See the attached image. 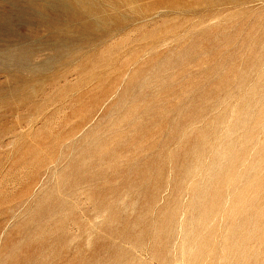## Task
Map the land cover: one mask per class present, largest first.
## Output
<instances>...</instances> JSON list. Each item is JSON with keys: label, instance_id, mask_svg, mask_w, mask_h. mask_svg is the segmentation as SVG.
I'll use <instances>...</instances> for the list:
<instances>
[{"label": "rangeland", "instance_id": "rangeland-1", "mask_svg": "<svg viewBox=\"0 0 264 264\" xmlns=\"http://www.w3.org/2000/svg\"><path fill=\"white\" fill-rule=\"evenodd\" d=\"M114 1L0 2V264H264V0Z\"/></svg>", "mask_w": 264, "mask_h": 264}, {"label": "bare ground", "instance_id": "bare-ground-1", "mask_svg": "<svg viewBox=\"0 0 264 264\" xmlns=\"http://www.w3.org/2000/svg\"><path fill=\"white\" fill-rule=\"evenodd\" d=\"M18 1H19V0H18ZM35 1H36V0H35ZM43 1H44V0H43ZM48 1H49V0H48ZM55 1H56V0H55ZM89 1H90V0H89ZM112 1H113V0H112ZM115 1H116V0H115ZM115 1H114V2H115ZM129 1H130V0H129ZM218 1H220V0H218ZM218 1L216 2V4L218 3ZM226 1H227V0H226ZM232 1H233V0H232ZM248 1H249V0H248ZM0 2H1V0H0ZM2 2H3V1H2ZM20 2H21V1H20ZM20 2H19V3H20ZM23 2H24V1H23ZM25 2H26V1H25ZM110 2H111V0H110ZM133 2H134V1H133ZM212 2H213V0H212ZM221 2H222V3H223V2L225 3L224 0H221ZM246 2H247V1H246ZM251 2H252V1H251ZM262 2H263V1H262ZM3 3H4V2H3ZM11 3H12V2H11ZM19 3H18V4H19ZM27 3H28V2H27ZM42 3H43V2H42ZM50 3H51V2H50ZM103 3H104V1H103ZM111 3H112V2H111ZM135 3H136V2H135ZM229 3H234V2H229ZM229 3H228V4H229ZM235 3H236V2H235ZM235 3H234V4H235ZM249 3H250V2H249ZM252 3H253V2H252ZM0 4H2V3H0ZM20 4H21V3H20ZM30 4H31V3H30ZM37 4H38V3H37ZM44 4H45V3H44ZM115 4H116V3H115ZM115 4H114V5H115ZM125 4H126V3H125ZM212 4H213V3H212ZM212 4H211V5H212ZM218 4H219V3H218ZM243 4H245V3L243 2ZM250 4H251V3H250ZM2 5H3V4H2ZM4 5H5V3H4ZM26 5H28V4H26ZM100 5H101V4H100ZM100 5H99V6H100ZM105 5H106V4H105ZM107 5H108V4H107ZM120 5H121V4H120ZM211 5H210V6H211ZM237 5H238V4H237ZM246 5H248V4H246ZM33 6H35V5H33ZM41 6H44V5H41ZM46 6H48V5H46ZM81 6L83 7V5H81ZM96 6H98V5H96ZM102 6H103V5H102ZM131 6H132V5H131ZM213 6H214V5H213ZM2 7H3V6H2ZM8 7H9V6H8ZM11 7H12V6H11ZM27 7H28V6H26V8H27ZM50 7L52 8V6H50ZM53 7H54V6H53ZM214 7H215V6H214ZM233 7H234V6H232V8H233ZM235 7H236V6H235ZM237 7H238V6H237ZM21 8H22V6H21ZM21 8H20V9H21ZM23 8H24V7H23ZM37 8H38V7H37ZM41 8H42V7H41ZM61 8H62V7H61ZM77 8H78V7H77ZM110 8H111V7H110ZM124 8H125V7H124ZM133 8H134V6H133ZM133 8H132V9H133ZM138 8H140V7H138ZM242 8H244V7H242ZM6 9H7V8H4V10H6ZM16 9L18 10L17 7H16ZM34 9H35V8H34ZM57 9H58V8H57ZM83 9H84V8H83ZM97 9L99 10V8H97ZM100 9H101V8H100ZM126 9H127V7H126ZM244 9H245V8H244ZM2 10H3V9H2ZM4 10H3V11H4ZM14 10H15V8H14ZM40 10H41V9H40ZM49 10H50V9H49ZM64 10H65V9H64ZM68 10H69V9H68ZM103 10H104V9H103ZM113 10H114V9H113ZM116 10H117V9H116ZM18 11H19V10H18ZM36 11H37V10H36ZM36 11H35V12H36ZM81 11H82V10H81ZM83 11H85V10H83ZM105 11H107V9H106ZM117 11H118V10H117ZM38 12H39V11H38ZM40 12H41V11H40ZM42 12H43V11H42ZM42 12H41V14H42ZM58 12H59V11H58ZM58 12H57V13H58ZM72 12H73V11H72ZM100 12H101V11H100ZM107 12H108V11H107ZM131 12H132V11H131ZM133 12H134V11H133ZM135 12H136V11H135ZM1 13H3V12H1ZM4 13H5V12H4ZM8 13H10V12H8ZM8 13H7V14H8ZM27 13H28V12H27ZM55 13H56V11H55ZM69 13H70V12H69ZM83 13H84V12H83ZM87 13H88V12H87ZM142 13H143V11H142ZM155 13L157 14V12H155ZM28 14H29V13H28ZM30 14H33V13L30 12ZM60 14H61V13H60ZM70 14H71V13H70ZM103 14H104V12H103ZM11 15H12V14H11ZM43 15H44V14H43ZM47 15H48V14H47ZM71 15H72V14H71ZM78 15H79V14H78ZM123 15H124V14H123ZM140 15H141V14H140ZM26 16H27V14H26ZM48 16H49V15H48ZM76 16H77V15H76ZM89 16H90V13H89ZM91 16H92V15H91ZM91 16H90V17H91ZM114 16H115V15H114ZM153 16H154V14H153ZM42 17H43V16H41V18H42ZM44 17H45V16H44ZM49 17H50V16H49ZM61 17H62V16H61ZM64 17H65V16H64ZM66 17H67V16H66ZM66 17H65V18H66ZM77 17H78V16H77ZM92 17H93V19H94V16H92ZM142 17H143V16H142ZM34 18H35V17H34ZM39 18H40V17H39ZM50 18H51V17H50ZM67 18L69 19V17H67ZM83 18H84V16H83ZM126 18H127V15H126ZM131 18H132V17H130V20H131ZM150 18H151V17H150ZM6 19H7V18H6ZM15 19H19V20H20V18H16V17H15ZM21 19H22V18H21ZM42 19H44V18H42ZM46 19H47V18H46ZM87 19H88V18H87ZM99 19H100V18H99ZM106 19H107V18H106ZM116 19H118V18H116ZM145 19H146V18H145ZM9 20H10V19H9ZM31 20H32V19H31ZM39 20H40V19H39ZM47 20H48V19H47ZM53 20H55V19H53ZM58 20H59V18H58ZM62 20L64 21V19H62ZM69 20H70V19H69ZM94 20H96V19H94ZM132 20H134V19L132 18ZM132 20H131V21H132ZM143 20H144V19H143ZM143 20H142V21H143ZM149 20H150V19H149ZM151 20H152V19H151ZM3 21H4V20H3ZM5 21H6V20H5ZM7 21H8V20H7ZM7 21H6V22H7ZM14 21H16V20H14ZM23 21H24V20H23ZM80 21L83 22V19L80 20ZM88 21H89V20H88ZM91 21H92V20H91ZM105 21H106V20H105ZM111 21H112V20H111ZM116 21H117V20H116ZM44 22L47 23V21H44ZM56 22H57V21H56ZM60 22H61V21H60ZM60 22H58V23H60ZM73 22H74V21H73ZM84 22H85V21H84ZM93 22H96V21H93ZM122 22H123V21H122ZM4 23H5V22H4ZM40 23H41V22H40ZM68 23H69V22H68ZM87 23H89V22H87ZM101 23H103V21H101ZM116 23H117V22H116ZM132 23H134V21H133ZM143 23H144V22H143ZM27 24H28V23H27ZM29 24H30V23H29ZM47 24H48V23H47ZM49 24H50V23H49ZM52 24H53V23H52ZM78 24H79V23H78ZM113 24H115V23H113ZM3 25H5V24H3ZM10 25H11V24H10ZM16 25H17V24H16ZM18 25H19V24H18ZM32 25H33V24H32ZM41 25H42V24H41ZM41 25H40V26H41ZM56 25H59V24H56ZM83 25H84V24H83ZM69 26H70V25H69ZM71 26H72V25H71ZM84 26H85V25H84ZM86 26H87V25H86ZM109 26H110V25H109ZM34 27H35V26H34ZM50 27H51V25H50ZM66 27H67V26L65 25L64 29H66ZM72 27H73V26H72ZM124 27H125V25H124ZM7 28H8V27H7ZM16 28H18V27H16ZM37 28H39V27H37ZM51 28H52V30H53V29H54V30L57 29L56 27H55V28L51 27ZM60 28H61V27H60ZM101 28H106V29H107V27H103V26H102ZM110 28H111V27H110ZM117 28H118V27H117ZM122 28H123V27H122ZM39 29H40V28H39ZM42 29H43V28H42ZM64 29H63V30H64ZM82 29H84V27H83ZM106 29H105V30H106ZM92 30H93V29H92ZM108 30H109V29H108ZM119 30H120V29H119ZM121 30H122V29H121ZM8 31H9V30H8ZM39 31H40V30H39ZM75 31H76V30H75ZM75 31H74V32H75ZM78 31H79V30H78ZM81 31H82V30H81ZM90 31H91V30H90ZM94 31H96V30H94ZM117 31H118V29H117ZM5 32H7V30H6ZM50 32H51V30H50ZM60 32H61V31H60ZM60 32H59V33H60ZM71 32H72V31H71ZM88 32H89V31H88ZM103 32H104V31H103ZM118 32H119V31H118ZM48 33H49V32H48ZM56 33H57V32H56ZM77 33H78V32L76 31V35H77ZM80 33H83V31L80 32ZM115 33H116V32H115ZM119 33H120V32H119ZM10 34H11V33H10ZM39 34H40V33H39ZM60 34H61V33H60ZM60 34H59V35H60ZM62 34H63V32H62ZM83 34H84V33H83ZM85 34H86V32H85ZM85 34H84V35H85ZM91 34H92V32H91L89 35H91ZM100 34H101V32H100ZM52 35H53V34H52ZM72 35H73V34H72ZM74 35H75V34H74ZM76 35H75V36H76ZM105 35H106V34H105ZM112 35H113V34H112ZM9 36H11V35H9ZM12 36H13V35H12ZM28 36H29V35H28ZM28 36H27V37H28ZM36 36H37V34H36ZM61 36H62V35H61ZM63 36H64V34H63ZM63 36H62V38H63ZM67 36H68V35H67ZM81 36H82V35H81ZM81 36H80V38H81ZM98 36H99V33H98ZM106 36H107V35H106ZM13 37H14V36H13ZM18 37H19V36H18ZM21 37H22V36H21ZM24 37H25V36H24ZM40 37H41V36H40ZM54 37H55V36H54ZM58 37H59V36H58ZM77 37H79V36H77ZM77 37H76V38H77ZM84 37H85V36H84ZM88 37H89V36H88ZM102 37H104V36H102ZM14 38H15V37H14ZM25 38H26V37H25ZM25 38H24V39H25ZM32 38H33V37H32ZM46 38H47V37H46ZM62 38H61V39H62ZM66 38H67V37H66ZM86 38H87V37H86ZM99 38H100V37H99ZM17 39H18V38H17ZM71 39H72V38H71ZM83 39H84V38H83ZM87 39H88V38H87ZM100 39H101V38H100ZM100 39H99V40H100ZM11 40H12V39H11ZM21 40H22V39H21ZM27 40H28V39H26V41H27ZM32 40H35V39H32ZM42 40L44 41V39H42ZM73 40H74V39H73ZM104 40H105V39H104ZM14 41H15V40H14ZM14 41H13V42H14ZM18 41H20V40H18ZM24 41H25V40H24ZM38 41H40V40H38ZM53 41H54V40H53ZM79 41H80V40H78L77 44H79ZM86 41H87V40H86ZM90 41H91V40H90ZM92 41H93V40H92ZM94 41L96 42V40H94ZM102 41H103V40H102ZM2 42H7V41H2ZM8 42H9V41H8ZM8 42H7V43H8ZM29 42H30V41H29ZM46 42H48V41H46ZM46 42H45V43H46ZM58 42H59V41H58ZM69 42H70V41H69ZM73 42H74V41H73ZM73 42H71V43H73ZM88 42H89V41H88ZM95 42H94V45H95ZM97 42H98V41H97ZM20 43H22V42H20ZM23 43H24V42H23ZM23 43H22V44H23ZM38 43H39V42H38ZM43 43H44V42H43ZM56 43H57V41L55 42V45H56ZM59 43H60V42H59ZM75 43H76V42H75ZM80 43H81V42H80ZM83 43H84V42H82V44H83ZM86 43H87V42H86ZM10 44H11V42H10ZM14 44L16 45V44H18V43H14ZM61 44H62V43H61ZM61 44H60V47H61ZM77 44H75V45H77ZM82 44H81V45H82ZM91 44H92V43H91ZM3 45H4V44H3ZM5 45H6V44H5ZM12 45H13V44H12ZM15 45H14V46H15ZM19 45H20V44H19ZM33 45H34V44H33ZM55 45H54V46H55ZM57 45H58V44H57ZM66 45H67V44H66ZM81 45H80V46H81ZM83 45H84V44H83ZM89 45H90V44H89ZM9 46H10V45H9ZM9 46H6V47H9ZM22 46H25V45H22ZM22 46H21V47H22ZM26 46H29V45H26ZM46 46H47V45H46ZM62 46H64V47H63V49H64V48H65V44H63ZM86 46H87V48H86V47H85V48L83 47V51H84V49H86V50L88 49L89 46H88V45H86ZM0 47H1V46H0ZM2 47H3V46H2ZM19 47H20V46H19ZM37 47H38V46H37ZM41 47H42V46H41ZM57 47H58V46H57ZM57 47H56V48H57ZM76 47H79V46H75V48H76ZM10 48H12V47H10ZM32 48H33V47H32ZM35 48H36V47H35ZM54 48H55V47H54ZM71 48H72V47H71ZM71 48H70V49H71ZM81 48H82V47H81ZM5 49L7 50V48H5ZM8 49H9V48H8ZM52 49H53V48H52ZM52 49H51V50H52ZM58 49H59V47H58ZM58 49H57L56 51H58ZM68 49H69V47H68ZM18 50H19V49H17V51H18ZM24 50H25V49H24ZM65 50H66V48H65ZM0 51H1V50H0ZM3 51H4V50H3ZM8 51H9V50H8ZM25 51H26V50H25ZM29 51H30V50H29ZM29 51H28V52H29ZM38 51H40V50H38ZM43 51H45V50H43ZM53 51H54V50H53ZM56 51H55V52H56ZM60 51H61V50H60ZM77 51H78V50H77ZM79 51H80V50H79ZM79 51H78V52H79ZM9 52H10V51H9ZM9 52H8V54H9ZM15 52H16V50H15ZM19 52H21V51L19 50ZM30 52H31V51H30ZM66 52H67V51H65V53H66ZM68 52H72V51L69 50ZM80 52H82V51H80ZM4 53H5V51H4ZM17 53H18V52H16V54H17ZM52 53H53V52H52ZM58 53H59V51H58ZM58 53H57V54H58ZM65 53H64V51H63V54H65ZM74 53L77 54L76 51H75ZM37 54H38V53H37ZM41 54H42V53H41ZM43 54H44V53H43ZM61 54H62V52H61ZM61 54L59 55V57L61 56ZM63 54H62V55H63ZM68 54H69V53H68ZM4 55H5V54H4ZM9 55H11V54H9ZM19 55H20V57H21V55H23V53H21V54H19ZM19 55H18V56H19ZM78 55H80V54H78ZM82 55H83V54H82ZM24 56H25V55H24ZM64 56H67V55H64ZM5 57H9V56H5ZM27 57H29V56L27 55ZM27 57H26V59H27ZM47 57H48V56H47ZM50 57H51V56H50ZM56 57H57V56H56ZM59 57H58V58H59ZM62 57H63V56H62ZM0 58H1V57H0ZM9 58H10V57H9ZM9 58H8V59H9ZM23 58H24V57H23ZM74 58H76V57H74ZM29 59H30V58H29ZM46 59H47V58H46ZM52 59H53V58H52ZM54 59H55V58H54ZM63 59H65V58H63ZM72 59H73V58H72ZM32 60H33V59H32ZM61 60H62V59H61ZM70 60H71V59H70ZM70 60H69V61H70ZM9 61H10V60H9ZM13 61H14V60H13ZM20 61H21V59H20ZM43 61L46 62V60H43ZM58 61H59V59H58ZM72 61H73V60H72ZM2 62H3V61H2ZM11 62H12V61H11ZM14 62H15V61H14ZM32 62H33V61H32ZM37 62H38V61H37ZM39 62H40V61H39ZM54 62H55V61H54ZM54 62H53V63H54ZM5 63H6V62H5ZM29 63H31V62H28V64H29ZM48 63H49V62H47L46 64H48ZM61 63H62V62H61ZM70 63H71V62H69V64L66 63V65H69V66H70V65H71ZM7 64H8V63H7ZM23 64H24V63H23ZM26 64H27V63H26ZM31 64H32V63H31ZM39 64H40V63H39ZM39 64H38V65H39ZM42 64H45V63L42 62ZM51 64H52V62L50 63V67H51ZM54 64H55V63H54ZM56 64H57V63H56ZM73 64H75V63H73ZM14 65H16V64H14ZM20 65H21V64H20ZM32 65H34V64H32ZM58 65H59V64H58ZM63 65H65V64H63ZM1 66H2V65H1ZM21 66H22V65H21ZM34 66H35V65H34ZM39 66H40V65H39ZM39 66H38V67H39ZM53 66H54V65H53ZM61 66H62V65H61ZM42 67H43V66H42ZM44 67H46V66H44ZM50 67H49V68H50ZM72 67H73V66H72ZM5 68H6V67H5ZM8 68H10V67H8ZM35 68H36V67H35ZM32 69H33V68H32ZM67 69H68V68H67ZM17 70H18V69H17ZM0 71H1V70H0ZM9 71H11V70H9ZM27 71H28V70H27ZM35 71H36V70H35ZM35 71H34V72H35ZM42 71H46V70H42ZM52 71H53V70H52ZM59 71H61V70H59ZM1 72H2V71H1ZM4 72H5V71H4ZM18 72H19V71H18ZM10 73H11V72H10ZM28 73H29V71H28ZM48 73H49V72H48ZM58 73H59V72H58ZM29 74H31V72H30ZM32 74H33V73H32ZM38 74H39V73H38ZM38 74H37V75H38ZM41 74H42V73H41ZM59 74H60V73H59ZM8 75H9V74H8ZM12 75H13V74H12ZM51 75H52V74H51ZM51 75H50V76H51ZM47 76H49V75H47ZM47 76L45 75V77H47ZM59 76H60V75H59ZM12 77H13V76H12ZM12 77H11V78H12ZM33 77H34V76H33ZM42 77H43V76H42ZM45 77H43L42 79H44ZM9 78H10V77H9ZM11 78H10V80H11ZM34 78H35V77H34ZM14 79L17 80L18 78H15V77H14ZM35 79H36V78H35ZM42 79H41V80H42ZM46 79H47V78H46ZM49 79H50V77H49ZM24 80H26V79H24ZM24 80H23V81H24ZM57 80H58V79H57ZM18 81H20V80H17V82H18ZM34 81H35V80H34ZM9 82H10V81H9ZM11 82H12V81H11ZM36 82H37V80H36ZM36 82H35V83H36ZM47 82H48V79H47ZM54 82H55V81H54ZM11 84H12V83H11ZM38 84H39V83H37V85H38ZM18 85H20V83H19ZM18 85H17V86H18ZM14 86H15V85H14ZM17 86H16V87H17ZM31 86H32V85H31ZM26 87H27V86H26ZM39 87H40V86H39ZM12 88H13V87H12ZM7 89H8V88H7ZM4 90H5V88H4ZM34 90H35V89H34ZM35 91H36V90H35ZM108 92H109V91H108ZM115 92H116V91H115ZM5 93H6V92H5ZM30 93H31V92H30ZM8 95H9V93H8ZM4 96H5V95H4ZM12 96H13V95H12ZM29 98H30V96L28 97V99H29ZM30 99H31V98H30ZM24 101H26V100H24ZM259 101H260V100H259ZM249 114H250V113H249ZM255 119H257V118H255ZM255 123H257V122H255ZM255 125H256V124H255ZM247 126H248V125H247ZM254 127H255V126H254ZM253 131H254V130H253ZM240 141H241V140H240ZM247 143H249V142H247ZM247 143H246V144H247ZM241 150H242V149H241ZM233 151H234V150H233ZM227 152H228V151H227ZM243 153H244V152H243ZM228 154H229V153H228ZM230 155H231V154H230ZM241 155H242V154H241ZM244 155H245V154H243L242 156H244ZM226 156H227V155H226ZM232 156H233V155H232ZM242 156H241V158H242ZM238 157H239V156H238ZM236 158H237V157H236ZM236 158H234L235 161H236ZM229 159H230V158H229ZM231 159H232V158H231ZM242 159H243V158H242ZM242 159H241V161H242ZM220 162H221V161H220ZM234 165H235V164H234ZM235 167H236V166H235ZM228 168H229V167H228ZM231 169H232V168H231ZM224 170H225V169H224ZM226 170H227V169H226ZM233 170H234V169H233ZM228 171H229V170H228ZM231 171H232V170H231ZM224 172H226V171H224ZM263 172H264V171H263ZM231 173H232V172H231ZM263 174H264V173H263ZM263 174H262V176H259V177L262 178V177L264 176ZM230 175H231V174H230ZM221 176H222V175H221ZM223 176H224V174H223ZM257 176H258V175H257ZM238 177H239V176H238ZM226 178H227V177H226ZM253 179H254V178H253ZM253 179H252V180H253ZM257 179H258V178H257ZM263 179H264V177H263ZM263 179H262V180L260 179V181H263ZM247 181H249V179H247ZM253 181H254V180H253ZM256 182H257V181H256ZM258 182H259V181H258ZM258 182H257V183H258ZM238 183H239V182H238ZM244 183H245V182H244ZM248 183H249V182H248ZM259 183H260V182H259ZM259 183H258V185H259ZM261 183H262V182H261ZM261 183H260V185H261ZM233 184H234V183H233ZM246 184H247V183H246ZM230 185H231V184H230ZM249 185H250V184H249ZM255 185H257V184H255ZM262 185H263V183H262ZM245 187L247 188L248 185L245 186ZM263 187H264V185H263ZM257 189H259V188H257ZM257 189H256V191H257ZM261 189H263V188H261ZM261 189H259V190H261ZM244 190H245V189H244ZM244 190H243V191H244ZM263 190H264V189H263ZM241 191H242V190H241ZM244 192H247V191H244ZM246 194H247V193H246ZM246 194H245V195H246ZM236 195H237V194H236ZM239 195H240V194L238 193L237 196H239ZM248 195H249V191H248ZM240 196L242 197V192H241V195H240ZM244 197H246V196H244ZM244 197H243V198H244ZM253 197H254V196H253ZM235 198H239V197H235ZM243 198H242V199H243ZM243 200H246V198H244ZM249 200H250V199H249ZM249 200H248V202H249ZM233 201H234V200H233ZM239 201H240V205H241V203H242L241 200H238V202H236V201H235V202H236V204H237V203H239ZM235 202H234V203H235ZM246 202H247V201H246ZM253 202H254V201H253ZM243 203H244V202H243ZM249 204H250V203H249ZM231 205H232V204H231ZM233 205H234V204H233ZM240 205H239V206H240ZM244 205H245V204H244ZM239 206H238V207H239ZM248 206H249V205H248ZM230 207H231V206H230ZM236 207H237V206H236ZM236 207H235V208H236ZM231 208H232V207H231ZM235 208H234V206H233V209H234V210H235ZM240 208H241V206H240ZM242 208H243V207H242ZM244 208H245V207H244ZM237 209H238V208H237ZM238 210H239V209H238ZM238 210H237V211H238ZM243 210H244V209H243ZM228 211H229V210H228ZM227 213H228V212H227ZM230 213H231V211H230ZM233 213H234V212H233ZM236 213H237V212H236ZM231 215H232V214H231ZM231 215H230V216H231ZM231 217H232V216H231ZM231 217H230V218H231ZM232 218H234V217H232ZM230 220H232V219H230ZM233 222H234V221H233ZM231 223H232V222H231ZM245 228H246V227H245ZM244 231H245V230H244ZM240 235H241V234H240ZM243 235H244V234H243ZM245 238H246V237H245ZM238 239H239V238H238ZM187 242H188V241H187ZM200 247H201V246H200ZM239 248H240V247H239ZM194 250H195V249H194ZM238 251H239V250H238ZM196 253H198V252H196ZM196 253H194V254H196ZM194 258H196V256H195ZM199 259H200V257H199ZM199 259H198V263H199ZM195 261H196V260H195Z\"/></svg>", "mask_w": 264, "mask_h": 264}]
</instances>
